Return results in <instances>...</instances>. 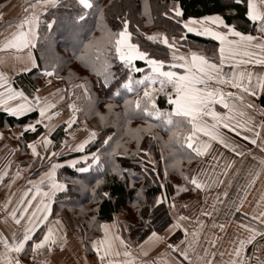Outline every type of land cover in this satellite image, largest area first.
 Masks as SVG:
<instances>
[{
  "label": "snow or ice",
  "instance_id": "snow-or-ice-1",
  "mask_svg": "<svg viewBox=\"0 0 264 264\" xmlns=\"http://www.w3.org/2000/svg\"><path fill=\"white\" fill-rule=\"evenodd\" d=\"M241 4L245 6L242 15L247 18L246 22L252 23L256 35L239 30V23L229 22L231 17L224 12L185 16L181 0H171L170 4L165 0L162 5L164 11L160 17L165 27L162 31L152 34L141 32L139 27L130 30V12L116 16V19L121 21L117 26L119 30L108 32L107 35L108 43L115 45V61L119 63L114 69L113 62L98 56L99 67L94 70L101 89H107L110 93L109 101L124 97L123 112L114 113V104L109 102L104 105L108 114H96L102 124L108 122L109 114L114 125L123 119L125 134L130 135L136 142V148L131 151L123 142L116 140L115 136L104 135L103 130L98 131L86 124L84 128L87 135L77 142L71 129L77 122L83 123L78 121V116H87L95 111L96 104L100 102L87 81L69 85L66 90L67 119L54 122V118L60 116L56 109L57 104L65 100V95H61L64 90L54 88L53 92L45 94L37 87L33 92L26 94V90L14 88L8 74L0 71V108L13 117H22L34 111L37 113L34 119L23 123L19 129H9V134L17 141V146L15 149H6L3 160H0V182H3L9 177L13 163L12 152H19L21 143L25 150L31 152L28 160L16 162L15 170L11 171L5 185L9 191L3 200H0V222L9 225L11 221L10 239L0 231V264H48L47 259L40 260L39 257L55 255L57 248H65L64 224L54 212V198L61 203L71 202L73 190H90L96 203V207L92 209L93 213H104L107 210L105 205L112 199L110 190L101 191L106 185L108 162H112L111 172L114 179L127 182L131 178L126 175L130 170L116 164L115 157H138L142 171L147 170L144 164L147 159L148 164L152 165L151 172L156 173L157 162L151 159L150 149L141 145V135L147 133L152 140H161L162 138L152 131L158 127L167 131V140L162 142L171 149V163L165 164V176L168 175V168H173L180 172L184 184L174 185L176 193H173L171 202L164 183H160L158 187L165 191H159L150 198H145L138 192L133 204L135 214L130 223L122 224L115 216L111 223H100L99 229L104 233L103 237L90 241L91 249L95 252L92 264H97V261L98 264H157L156 259L149 261L141 258L148 254L145 250L148 243L166 245V252L171 255L165 264H217L213 259L216 253L210 252L208 246H201L200 233L205 226L201 216L213 218V212L218 211L217 205L227 206L230 213L239 212L244 206L245 197L238 195L229 202L230 193L228 187H225L210 206L205 207L206 200L205 204L199 206L196 224L190 232L185 223L189 216L179 211L175 196L181 191H189V188L198 193L214 186H223L225 180L222 177L236 175L230 170L235 167V157L244 156L246 149L243 144L236 143L231 133H235L237 137L242 136L244 141H250L264 150V108L260 109L261 119L256 122L257 106L250 99L264 94V70L257 71L255 68L260 66L264 69V0H231V4L224 7L228 13H233ZM53 9L55 11H52ZM86 10H96L101 16L105 12L104 7H97L96 0L29 2L24 9L26 15L16 25V31L8 38L0 40V51L7 52L19 62L20 72L35 70L39 65L32 49L36 46L41 14L48 13L52 17L43 21L47 29L54 30L58 25H62L76 33L87 24ZM3 15L4 13L0 12V17ZM191 33L218 42V48L213 46V51L219 54L218 62L204 54L207 49H201L198 44L188 39L186 34ZM142 37L144 39H141ZM134 39L136 42H133ZM85 47H96L99 51L100 44L93 38ZM182 48L185 51L182 52ZM7 58V55H0V63H4ZM137 60L143 61L145 67L141 68L133 63ZM225 65H230V69H226ZM40 71L43 77H55L61 81L65 79L57 75L59 69L51 61ZM47 83L51 84V79L47 80ZM114 83L117 86L113 91ZM228 87L234 91H226ZM160 95L167 98L170 110L157 106V97ZM54 97L58 99L54 101ZM216 105H220L223 110L218 111ZM131 119H143L145 126L130 129L127 124ZM57 123L65 125V135L71 137V141H60V150L86 154L78 155L76 159L64 160L63 164L53 162L61 155L60 150H50L56 146L52 136ZM41 126L43 131H40ZM28 133H32L35 139L30 138ZM3 135L0 133V137ZM98 136L102 137L103 145L110 149L104 152L103 156L101 148L95 151L86 149V146H91L93 141H97ZM218 147L233 153L234 158L228 160L223 153L217 155ZM207 157L217 161L216 165H211L212 173L202 164L198 165L199 170H182V160L191 162ZM160 159L165 160L163 152ZM36 160L40 161L39 165H36ZM80 161L84 162V166H78ZM25 164L26 167H22ZM65 166L74 169V172L70 176L60 177L57 169ZM33 168H47V171L40 172L36 179H29L28 177L35 175ZM239 171L241 170L237 169V172ZM93 172L96 173L95 177L92 176ZM262 172L264 159L260 160L258 169L248 170V183H254ZM85 173L88 176L78 175ZM20 179H24L25 184L17 193L13 189ZM156 179L158 177H154V182ZM231 184L232 180L228 179L227 185ZM243 191H248L247 184ZM61 197L64 199L61 200ZM255 204V208L244 211L243 215L251 216V220L258 221V224L241 220L236 225L237 231L230 241L228 259L221 260L220 264H264V258L257 255L245 258L244 249L249 245H259L255 252L264 250V244H259V241H264V194H261ZM181 207L187 209L189 205L185 203ZM92 220H96V215H93ZM133 227L144 236L142 243L136 246L140 255H134L132 245L117 231L122 228L123 231L131 233ZM210 227L223 232L225 224L217 223L213 218ZM178 230L184 232L185 239L179 244L170 243L169 237ZM34 233L36 235H33ZM217 243L215 238L209 240L210 246H216ZM81 246L87 247L88 241H82ZM220 255L223 257L225 253L221 252Z\"/></svg>",
  "mask_w": 264,
  "mask_h": 264
},
{
  "label": "trees",
  "instance_id": "trees-1",
  "mask_svg": "<svg viewBox=\"0 0 264 264\" xmlns=\"http://www.w3.org/2000/svg\"><path fill=\"white\" fill-rule=\"evenodd\" d=\"M96 3L97 7L105 8L104 14L101 16L96 10H86L88 12V15L85 17L87 24L84 29L78 30L76 33H73L71 29L62 25H58L54 30L47 29L43 21L45 19H51L52 17L49 16L48 13H42L40 16L41 25L38 28V35L35 42L36 46L34 47V53L39 67L35 70H30L28 74H21L15 77L14 81L20 82L24 87L25 83L28 88L33 91L37 85L35 81L36 78L42 76L40 69L49 61L57 65L59 69L57 75L65 78L62 82L66 89H68L70 84L87 81L92 86V92L99 97L100 102L96 104L95 111L87 116L80 115L78 119L83 121L86 120L93 129L98 131L103 130L104 135L115 136L116 140L123 142L125 147L131 151L136 148V142L130 135L125 134V122L123 119L118 120L114 125L112 123L111 114H109L108 122L102 124L100 117L96 114L97 112L108 114V109H106L104 105L109 102L114 104L112 110L114 113L122 114L124 97H116L109 101L108 97L110 93L107 89H101L100 84L97 83V76L94 68L99 67L97 61L98 56L101 58L106 57L110 62H113L114 69L115 65L119 63L115 61V45L114 43H108L107 35L108 32H117L119 30L117 26L120 25L121 21L116 19L117 15L121 13H131L132 28L130 30L139 27L140 31L146 34H150L156 30L162 31L165 25L162 23L160 17L161 13L164 11L162 5L165 3V0H96ZM168 3L170 4L171 0H168ZM181 3L185 16H199L211 14L213 12H224L231 17L229 22L239 23V30L253 31L252 23L246 22L247 18L242 15L245 7L243 4L237 7L233 13H228L224 5H230L231 0H181ZM4 4L5 2L0 4V12ZM52 11L55 10L53 9ZM46 33H50V35H46ZM186 35L189 40L194 44H198L201 49H207L205 54L209 56L214 52L213 46L215 45L217 47V43L208 38L198 37L195 34ZM93 38L100 44L99 51L96 47H85V44ZM141 39H144V37ZM133 42H136L135 39ZM140 63L141 61H135L137 66H141L142 64ZM135 75L139 76V74ZM116 86L117 85L114 83L113 91ZM66 99H68L67 96ZM72 99L75 100V97ZM157 106L162 109L170 110V106L166 102V97L163 95L157 97ZM36 115V112H32L22 117L15 118L0 112V126L9 125L21 127L23 123L34 119ZM151 122L155 123V121ZM144 126L145 121L143 119H131L127 124V127L130 129H136L138 127L143 128ZM40 131H42V127ZM152 131L162 139L152 140L147 133H142L141 145L150 149L151 159L156 161L158 165L157 172H151L152 165L148 164L147 159L144 161L147 170L142 171L138 163V157L135 159L132 156L115 157L114 161L116 164L130 170L126 175L131 178L125 182V180L122 179H114V174L111 172L112 162L109 161L108 171L105 175L106 185L101 188V191L110 190L112 192V199L105 205L107 210L104 213H93L92 209L96 207V203L93 200L90 190L79 192L73 190L74 194L71 196V202L61 203L54 198L53 207L55 214L57 215L62 209H66L70 217L75 220L76 225L79 227L83 241H89L90 231L98 221H112L113 216L117 218V215L122 213L125 216V220L119 221L122 224L130 223L132 216L135 214L133 204L136 201L138 192L143 197L150 198L154 194H158L159 191L166 190L168 198H170L173 196V193H176V188L174 187V185H176L175 181H182L184 184L180 172L173 168H168V175L165 176V164L166 162L171 163L169 160L171 149L166 147L162 142L163 140H167V131L159 127L154 128ZM157 132H160L162 135L160 136ZM38 134L39 133H37V135ZM27 135L32 139L35 138L32 133H28ZM52 138L56 144L55 148H57L60 141L66 138L63 125L53 132ZM113 143H115V141H113ZM97 148L102 149V156L104 152L110 150L108 146L103 145L102 137L100 136L97 137V141L92 142L91 146H86V149L89 151H95ZM22 149H24L23 146ZM162 152L165 156V160L163 161L160 159ZM19 153L21 152L19 151ZM74 155L77 154L62 155L61 157L64 158ZM88 162L90 163L91 161L89 160ZM187 163L189 164L190 162L187 160L181 161L182 170L185 172H188L194 167L193 165V167L191 166L190 169H187ZM78 166H84V164H79ZM73 172L74 169L65 166L59 169L57 173L60 177H63L70 176ZM133 173L135 175H132ZM78 175L81 177L88 176L87 173ZM92 176L95 177L96 173L93 172ZM154 177H158L155 182ZM92 182L94 183V179ZM160 183L166 185L165 190L159 189L158 185ZM63 199L64 198L61 197V200ZM93 215H96V220H92ZM118 231L131 245H136L144 240V236L135 227H133L131 233L123 231L122 228H118Z\"/></svg>",
  "mask_w": 264,
  "mask_h": 264
},
{
  "label": "crops",
  "instance_id": "crops-1",
  "mask_svg": "<svg viewBox=\"0 0 264 264\" xmlns=\"http://www.w3.org/2000/svg\"><path fill=\"white\" fill-rule=\"evenodd\" d=\"M4 2H5L4 7L1 10V12H3L4 15L0 17V40L8 38L14 31H16V25L19 24L20 21L26 15V13L24 12V9L27 8V5L30 2V0H0V4ZM31 2H35V1H31ZM246 32H250L251 34L256 35L254 30L252 32L251 31H246ZM191 34H194V33H191ZM216 43H217V48H218L219 46L218 42ZM181 51H185V49L182 48ZM32 54L33 56H35L34 48L32 49ZM0 55L8 56L7 60L4 63H0V71L6 72L8 74L10 83L12 84V86L14 88L26 90V94L33 92L34 89L33 91H31L25 83H24L25 85L24 87L21 85L20 82L14 81L15 77L21 74H28V72H20L19 62L16 61L14 57H12L11 55H8L7 52L0 51ZM218 55H219L218 52H213L210 56L209 55L207 56H209L210 58H213L214 62H218ZM225 68L230 69V65H225ZM255 68L257 71L264 70V69H261L260 66H255ZM51 78L43 77V75L37 77L35 80L37 83L36 88L37 87L41 88L42 92H44L45 94L53 92L54 88H60L64 90L61 92V95H65V100L57 104L56 110L60 112V116L55 117L54 122H58L60 120H66L67 115H68L66 105L68 101L66 100L65 86L62 82L58 80H53L51 84H48L47 80ZM168 90L171 91V88H169ZM225 90L234 91V89H231L230 87L226 88ZM57 99L58 97H54V101ZM250 99L253 102H255L257 106V111L255 113V120L256 122H259V120L261 119L259 115V111L261 108H264V94L258 95L256 97H251ZM166 102H167V98H166ZM215 107L218 111L223 110L220 105H216ZM0 112L4 113L5 115L11 116L9 113L4 112L2 108H0ZM27 114L29 113H26L25 115ZM15 118H19V117H15ZM62 125L63 124L57 123L56 129ZM41 127L43 131V126ZM63 127L65 128V125H63ZM19 128L20 127L18 126H9V125L0 126V133L4 134L3 137H0V160H3V157L6 154V149L7 150L15 149L17 146V141L14 140L12 136L9 134V129L16 130ZM71 131L73 132V135H75L76 138H78L79 140L83 139L87 135V130L81 125L74 124ZM230 135L235 139L237 144H243L246 149L244 156L235 157V167L231 169L230 172L236 173V175L229 176V177H222V179L225 180V184L223 186H220V187L214 186L212 188L207 189L205 192H198L196 193L197 196L195 197H193V195H190V196L186 195L187 197H190V198H187V201H185V203L188 204L189 207L187 209H184V211L183 210L181 211L184 213V215L189 216V220L185 223L187 224L189 231L191 232L192 228L196 224V214L199 213V210H200L199 206L202 204H205V200L207 201V203L205 204V207L207 208L208 206H210L213 203V199L218 195V193L223 192L225 187H228V190L230 193L229 202L231 201V199L236 198L238 195H242L245 197L244 206L242 210L239 212L230 213L227 206L217 205L218 211L213 212V218L215 219L217 223L223 222L225 224V229L223 230V232L219 231L218 229H214L210 227L213 223V218L201 216V219L205 221V226L203 227L200 233L201 246L202 248L204 246H208L210 252L214 251L216 253L213 259L217 262V264H220L221 260L226 261L228 259L227 253L231 247L230 241H231L232 235L237 231L236 225L241 220H244V222H251L252 224H258V221H252L251 216L245 217L243 213L244 211H251V209L255 208L256 207L255 201L260 198L261 194H264V172H262L259 176H257L255 182L252 184L248 183L249 177L246 175V173L248 172L250 168L258 169L260 167V160L264 159V150H262L257 145L251 144L250 141H244L242 136L237 137L235 133H231ZM69 138H70L69 140L71 141V137ZM79 140H77V142ZM22 146L23 145L21 143V149H22ZM38 150H42V149H38ZM50 150L51 151L60 150V144L58 145L57 148L55 149L52 148ZM60 151H62L63 154L56 157L53 162H59L63 164L64 160L76 159L78 155L86 154V153H80L78 151H73V152H69L66 150H60ZM24 152L28 153L30 152V150H27V151L24 150ZM18 153L19 152H14V151L12 152L11 159L13 163L11 165L8 178H10L11 171L15 170L16 162L18 161V158L20 156V154L18 155ZM221 153H223L224 157L228 160H231L234 158L233 153H229L228 150L223 149L222 147H218L216 154L219 155ZM248 153H251V154H248ZM69 154L70 155L77 154V155L64 157V158L61 157L62 155L67 156ZM192 162H193L192 167L194 165L193 168H197V170H199L198 165L202 164L203 167L208 169L210 173L213 172L211 165L217 164V161L211 159V157L202 158L201 160H193ZM79 164H84V162L80 161ZM22 167H26V164L22 165ZM48 167H50V165H48ZM237 169H240L241 171L237 172ZM58 170L59 169H57V172ZM32 171L35 173V175L30 176L28 178L36 179L40 175V172L47 171V168H40L39 170H36V168H33ZM24 175H26V173ZM8 178H5L3 182H0V200H3L4 195L9 191L5 187V185L7 184ZM228 179L232 180L231 186L227 185ZM24 184H25L24 179L18 180L13 190L19 193L20 189L24 186ZM175 184H183V182L175 181ZM246 184L248 185V191L245 193L243 191V188ZM185 187H188V186L185 185ZM221 199H223V197H221ZM57 215L59 216V218L62 220V223L64 224V235L66 237L65 248L64 249L57 248L55 251V255L41 256L39 257V259L40 260L47 259L48 264H81V262H83V264H92V261L95 258V252L94 250L91 249L90 241L99 240L101 237H103L104 233L99 229L100 223H111V221L96 222L90 231L91 233H90V238L88 241V246L82 247L81 242L83 241V237H82V234L80 233L79 227L76 225L75 220L70 217L66 209H62L60 213H58ZM117 219L120 221H124L125 216L122 213H119L117 215ZM10 226H11V221L9 222V225H5L2 222H0V231L4 232L5 236H7L9 239L11 238L10 230H9ZM37 231L39 232L40 230L38 229ZM33 235H36V234L34 233ZM205 237H208V238L206 239ZM190 238L191 237L189 236V239ZM213 238L217 239L218 241L216 246L209 245V240ZM184 239H185L184 232L182 230H178L176 233L172 234L169 237V242L179 244L180 241ZM142 241L139 242L138 244H141ZM258 241H259V238H258ZM138 244L132 245V248L134 250V255H140L139 249L136 247ZM259 244H264V241H259ZM258 246L259 245L247 246L244 249L245 258L247 259L249 256H252V255H257V256H260L261 258H264V250H262L261 252H255V248ZM145 250L147 251L148 254L147 256H143L141 258L145 260H149V261L151 259H156L157 264H165V261H167L169 259V256L171 255L170 253L166 252V245L163 243L158 244V245L148 243L145 245ZM221 252L225 253L223 257H221L220 255ZM24 259H27V257H24ZM97 264H98V261H97Z\"/></svg>",
  "mask_w": 264,
  "mask_h": 264
},
{
  "label": "rangeland",
  "instance_id": "rangeland-1",
  "mask_svg": "<svg viewBox=\"0 0 264 264\" xmlns=\"http://www.w3.org/2000/svg\"><path fill=\"white\" fill-rule=\"evenodd\" d=\"M30 2H31V0H30ZM154 32H158V30H156V31H154ZM154 32H152V33H154ZM152 33H150V34H152ZM183 52V51H182ZM133 63H135V61H133ZM140 64H142L141 66H138V67H141V68H143V67H145V64H144V62L143 61H141V63ZM53 80H57V79H55V77H53V78H51V81H53ZM58 81H60V82H62L61 80H58ZM63 83V82H62ZM65 86V85H64ZM65 90H67L66 89V87H65ZM67 96V95H66ZM67 101H68V99H66ZM78 121H83V120H79L78 119ZM88 125L90 128H92L88 123H87V121L86 120H84L83 121V123H79V122H77L76 123V125H81L82 127H84V125ZM160 136L162 135L160 132H157ZM78 137V136H77ZM64 139H70L69 137H67L66 136V138H64ZM63 139V140H64ZM77 140H79L78 138H77ZM20 152L21 153H18V155L20 154V156H19V158H18V161H26V160H28V158L31 156V152H28V153H25L24 152V150H20ZM64 152V151H63ZM61 154H63L62 153V151H61ZM36 165H39L40 164V161L39 160H36ZM45 163H47V160H45ZM192 164H193V162L191 161L189 164L187 163L186 164V168L187 169H190V167L192 166ZM186 195H188V196H190V195H193V197H195V196H197L196 195V193H194V192H192L191 190H190V188H189V191L188 192H184V191H181V192H179L176 196H175V199H176V202H177V207H178V209H179V211L181 212L182 210L184 211V209L185 208H182L181 207V205H183L184 203H185V201H187V198H190V197H187ZM173 200V196H171L170 198H169V201L171 202Z\"/></svg>",
  "mask_w": 264,
  "mask_h": 264
}]
</instances>
